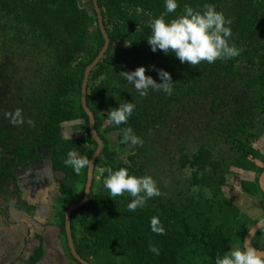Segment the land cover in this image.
<instances>
[{
	"label": "trees",
	"instance_id": "16d2710c",
	"mask_svg": "<svg viewBox=\"0 0 264 264\" xmlns=\"http://www.w3.org/2000/svg\"><path fill=\"white\" fill-rule=\"evenodd\" d=\"M178 3L166 19L185 4L200 10L215 4L232 20L229 43L239 56L191 66L174 53L153 52L149 21L166 11L165 0H97L109 44L89 74L86 104L103 147L87 200L70 220L74 248L91 264H215L264 218L258 184L264 172V0ZM103 44L92 0H0V205L32 210L21 198L30 187L16 189L12 170L48 158L60 175L51 198L53 225L74 264L80 263L67 246L64 213L82 198L87 169L77 175L64 160L70 150L91 159L97 147L81 85ZM140 66L158 83L153 66L171 73L172 95L150 89L141 96L120 74ZM126 101L136 106L127 124H108L111 109ZM129 126L142 146L121 143V129ZM105 166L151 175L161 195L129 211L128 193L113 198L104 187ZM241 196L258 200V217L246 212ZM153 216L165 234L152 231ZM150 243L159 255L149 251ZM251 245L264 251V227ZM41 255L38 249L32 264Z\"/></svg>",
	"mask_w": 264,
	"mask_h": 264
},
{
	"label": "clouds",
	"instance_id": "9594fccd",
	"mask_svg": "<svg viewBox=\"0 0 264 264\" xmlns=\"http://www.w3.org/2000/svg\"><path fill=\"white\" fill-rule=\"evenodd\" d=\"M178 7V0H165L166 11L150 19V35L147 41L153 52L162 50L166 54L174 53L181 63H188L191 66L199 65L202 61L214 63L218 59L239 56V48L234 43L231 45L229 43L232 20L217 11L215 4L206 3L202 10L185 4L180 14L171 20L166 19L170 13H175ZM132 44L126 41V46L131 47ZM152 70L158 73L161 82L158 83L151 75H146L148 69L145 66L132 71H122L120 74L134 85L141 96H147L150 89L172 95L176 82H173L171 73L155 66ZM135 107L133 102L128 101L119 104V107L112 108L108 113L107 123L117 126L127 124ZM20 116L21 110L17 109L15 117ZM15 117L12 119L13 124L18 123ZM121 132V143L143 145V139L134 133L132 127L123 128ZM64 163L77 175L81 174L82 170L94 166L88 156L79 155L75 150L68 152ZM101 172L107 174L104 176L103 184L111 197L128 193L133 198L127 204L129 211H135L138 207H143L149 199L161 195L157 182L151 175L137 176L131 174L126 167L114 170L111 166L103 167ZM260 223L264 224V220ZM151 229L157 234H165V228L158 216L151 218ZM254 231L255 229L253 233ZM149 251L156 255L160 254V248L155 244L150 243ZM215 264H264V251L252 246L248 239H245L242 246L232 247L223 255H217Z\"/></svg>",
	"mask_w": 264,
	"mask_h": 264
},
{
	"label": "crops",
	"instance_id": "0c3cea01",
	"mask_svg": "<svg viewBox=\"0 0 264 264\" xmlns=\"http://www.w3.org/2000/svg\"><path fill=\"white\" fill-rule=\"evenodd\" d=\"M55 190V186L43 190L39 187L38 191L35 189V197L32 189L22 193V200L27 198L33 207L27 214L0 205V264H32V257L38 249L42 255L36 264H74L67 257L57 228L53 225L55 211L51 198ZM240 198V204L250 216L255 218L260 215L256 198Z\"/></svg>",
	"mask_w": 264,
	"mask_h": 264
},
{
	"label": "water",
	"instance_id": "95a60500",
	"mask_svg": "<svg viewBox=\"0 0 264 264\" xmlns=\"http://www.w3.org/2000/svg\"><path fill=\"white\" fill-rule=\"evenodd\" d=\"M93 1V6L96 12V17H97V23H98V27L99 30L103 36L104 39V44L103 47L101 48L100 52L98 53L97 57L86 67L85 71H84V76H83V81H82V85H81V105L83 110L85 111L87 117H88V130L90 135L92 136V138L95 140L97 147L91 157L90 160L93 161V163L95 162L96 157L99 155V153L102 150L103 147V142L102 140L98 137L95 128H94V117L93 114L91 113V111L88 109L87 104H86V89H87V80L89 77V74L91 72V70L96 66V64L102 59V57L104 56L107 48H108V44H109V38L108 35L104 29V25L102 22V16L100 13V10L98 8L97 5V0H92ZM93 168L91 169H87V174H86V182H85V186H84V191H83V195L82 198L77 202L74 203L72 205H70L65 213H64V230H65V236H66V240H67V246L69 249L70 254L72 255V257L78 261L80 264H91L87 261H85L84 259H82L76 252L74 245H73V240H72V234H71V225H70V220H71V214L78 209L79 207H81L85 201L87 200V197L89 195L90 192V188L92 185V179H93ZM258 184H259V188L261 189V191L264 193V172H262V174L259 176L258 178ZM261 220H264V218H262ZM261 220H259L258 222H256L251 229L248 231V233L246 234V236L244 237L243 243L245 241V239H248V241L251 244V239L252 237L255 235V233L257 231H259L260 229H262L264 227V224L260 223ZM253 229H255L254 233H253ZM250 233H252V235H249Z\"/></svg>",
	"mask_w": 264,
	"mask_h": 264
},
{
	"label": "flooded vegetation",
	"instance_id": "af4514ba",
	"mask_svg": "<svg viewBox=\"0 0 264 264\" xmlns=\"http://www.w3.org/2000/svg\"><path fill=\"white\" fill-rule=\"evenodd\" d=\"M42 160H31L20 166L13 168L16 189L24 191V188H51L54 187V175L48 158L41 157ZM30 184V185H29ZM30 189V188H29ZM22 194V193H21Z\"/></svg>",
	"mask_w": 264,
	"mask_h": 264
},
{
	"label": "rangeland",
	"instance_id": "374dc122",
	"mask_svg": "<svg viewBox=\"0 0 264 264\" xmlns=\"http://www.w3.org/2000/svg\"><path fill=\"white\" fill-rule=\"evenodd\" d=\"M70 127L68 126L67 127V129H66V131H65V134H64V136H67V137H69V136H72L71 134H74V133H71L70 132ZM71 133V134H70ZM60 177V175L59 174H55L54 175V180H57L58 178ZM30 185V184H29ZM34 188V187H33ZM33 188H32V185H31V187H30V189H32V194H33V196H34V193H36V191H38V187L37 188H35L36 189V191H35V189L33 190ZM35 191V192H34ZM29 192H31V191H29ZM35 197V196H34ZM32 198V197H31Z\"/></svg>",
	"mask_w": 264,
	"mask_h": 264
}]
</instances>
